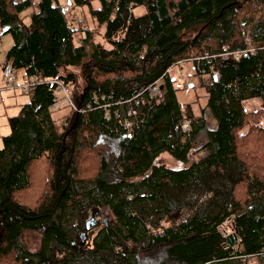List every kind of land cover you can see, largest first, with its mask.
Returning a JSON list of instances; mask_svg holds the SVG:
<instances>
[{"label": "trees", "instance_id": "trees-1", "mask_svg": "<svg viewBox=\"0 0 264 264\" xmlns=\"http://www.w3.org/2000/svg\"><path fill=\"white\" fill-rule=\"evenodd\" d=\"M72 3L101 41L69 26L57 0H0L12 39L3 68L62 81L81 109L51 112L54 86L43 83L7 117L0 264H264V0ZM245 37L255 53L220 60ZM183 62L209 78L199 115L168 76ZM156 82L161 96L148 90ZM253 99L260 108L247 112ZM88 211L100 216L90 229Z\"/></svg>", "mask_w": 264, "mask_h": 264}, {"label": "rangeland", "instance_id": "rangeland-1", "mask_svg": "<svg viewBox=\"0 0 264 264\" xmlns=\"http://www.w3.org/2000/svg\"><path fill=\"white\" fill-rule=\"evenodd\" d=\"M58 3L62 6L63 11L65 13L66 18L69 21V26H73L74 28L78 27L80 29H90L93 31L95 35H93V41L98 42L101 41L99 35L101 34L102 29L97 28L95 23L90 19L89 14L86 8L74 7L72 0H57ZM94 7H97V4H93ZM137 13H140V10H137ZM26 16H24L25 18ZM83 20V21H82ZM82 21V22H81ZM74 22V24H73ZM77 23H79L77 25ZM73 24V25H72ZM81 33L78 34L77 39L83 36V31H79ZM77 41V40H76ZM76 44H78L76 42ZM12 45V39L10 35H2V29H0V89L4 86L5 73L9 71V67L3 71L5 53L7 49ZM192 64L188 62H183L182 64L175 65L169 69V76L173 83V87L176 90V99L177 101L184 106V108L189 106L191 113L194 115H199L201 107L205 103V91L201 86L205 83L209 82V78L207 76H203L199 78L195 76L191 69ZM183 71V78L178 79L179 73ZM15 75H18V72H14ZM7 91H0V146H1V135L8 134L9 127L7 126V117L10 115L9 113H5L4 107L6 105H10L12 101L9 98V94L4 93ZM262 100H249L243 103L247 112H251L260 108ZM66 106V105H65ZM66 112V110H61L57 113V116L62 115ZM59 121L56 123L58 126ZM1 122L5 125H1ZM4 129L6 132L4 133ZM201 156V154L199 155ZM161 162L165 164L167 167H171L173 169L179 168L178 165L172 158L168 156H163ZM87 222L86 227L90 229L96 223V217L94 213L91 211L87 212ZM95 217V218H94ZM92 232H94L92 230ZM91 235V234H90ZM82 236V235H81ZM84 237V236H83ZM21 241L24 245L32 252L39 250L40 248V235L33 231H25L21 234ZM89 242V241H88ZM87 242V243H88ZM253 264V263H252Z\"/></svg>", "mask_w": 264, "mask_h": 264}, {"label": "built area", "instance_id": "built-area-1", "mask_svg": "<svg viewBox=\"0 0 264 264\" xmlns=\"http://www.w3.org/2000/svg\"><path fill=\"white\" fill-rule=\"evenodd\" d=\"M245 43L247 44V47L244 50L239 51H224L221 54H219V58L221 61H227L231 59H239L240 57H247L248 55H251L255 53V48L251 45L250 39L248 37H245ZM16 70L9 67V71L5 74V80H4V86L0 89L3 91H7L9 93H12L13 97H16V95H23L28 96L31 91L35 89V87L39 84L48 83L52 86H54V94H55V101L54 104L49 107L51 112L55 111H61V109L68 105L76 112H80L81 109L78 107H75L70 98L69 89L62 83V81L59 80H46L36 75H28V76H22L20 79L17 77V75L14 74ZM183 71L181 70V73H179L178 79L183 78ZM211 74L218 78V71L211 68ZM19 79V80H18ZM149 92L152 95H162L161 89L159 87V84L157 82L149 87ZM19 106L16 104L11 108L12 111H18ZM67 124L64 121H59V124L57 126V130L59 132H64V127ZM182 129L188 130L189 126L188 123L185 122L182 125ZM262 255L264 256V251L262 252ZM243 260H246V257L242 258Z\"/></svg>", "mask_w": 264, "mask_h": 264}, {"label": "crops", "instance_id": "crops-1", "mask_svg": "<svg viewBox=\"0 0 264 264\" xmlns=\"http://www.w3.org/2000/svg\"><path fill=\"white\" fill-rule=\"evenodd\" d=\"M8 50V49H7ZM4 62H5V59H4ZM10 67V66H9ZM8 68V66L4 69L3 68V71L5 72V70ZM17 71V70H16ZM18 72V75H17V77L20 79V77H22L23 75H22V73H21V71H17ZM193 72V71H192ZM194 73V72H193ZM6 74V73H5ZM168 76H169V74H168ZM169 78H170V76H169ZM18 79V80H19ZM201 88H203L204 89V91H205V88L203 87V86H201ZM1 92H3V90H1ZM4 93H7V92H4ZM8 94H9V98H10V100L12 101V103L10 104V105H6L5 107H4V110H5V113L7 114V113H9L10 115H8V116H11V115H14V114H16L17 113V111H12L11 110V108L16 104L17 106H20V105H22L23 103H25V101H26V97L25 96H23V95H16V97H13V95H12V93H9L8 92ZM205 94H206V91H205ZM206 99H207V94H206V97H205V102H206ZM205 104V103H204ZM7 121V120H6ZM1 125H3V126H5L2 122H1ZM6 132V130L4 129V133ZM8 134H9V132H8ZM6 134H3V135H1V137H3V136H5ZM256 264L255 263V261L254 260H250L249 262H248V264Z\"/></svg>", "mask_w": 264, "mask_h": 264}, {"label": "water", "instance_id": "water-1", "mask_svg": "<svg viewBox=\"0 0 264 264\" xmlns=\"http://www.w3.org/2000/svg\"><path fill=\"white\" fill-rule=\"evenodd\" d=\"M86 228H87V227H86ZM87 229H88V228H87ZM83 236H84V235L82 234L81 238H84ZM227 241H228V244H230L231 246L234 245V238L232 237V235H229V236L227 237Z\"/></svg>", "mask_w": 264, "mask_h": 264}]
</instances>
